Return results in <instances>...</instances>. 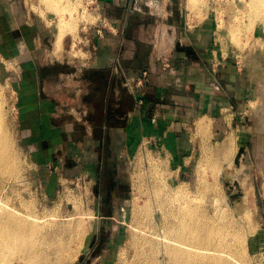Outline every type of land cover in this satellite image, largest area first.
Wrapping results in <instances>:
<instances>
[{"label":"rangeland","instance_id":"rangeland-1","mask_svg":"<svg viewBox=\"0 0 264 264\" xmlns=\"http://www.w3.org/2000/svg\"><path fill=\"white\" fill-rule=\"evenodd\" d=\"M46 2L0 0V115L19 166L15 177L1 172L0 166V200L42 221L40 240L53 231L83 222V235L73 243L75 248H82L69 264H137V260L144 264L151 255L147 264H171L172 255L165 253L162 238L164 234L168 243H174L170 225L176 217L184 221L177 209L183 201L170 205L161 200L180 186L188 188L191 196L196 195L198 167L205 158L207 167L213 168L203 174L202 180L217 184L207 187L209 192L202 204L215 230L212 243L223 238V227L230 229L239 240H230L236 264H264V165L257 154L258 130L264 127V116L261 119L257 112L262 95L253 73L255 60L264 68V22H253V13L243 0H157L163 9L153 11L157 25L154 38L212 39L210 52L204 53L208 59L196 58L210 68L212 99L206 102L204 114H195L184 131L191 147L170 158L146 145L116 179H106L103 201L97 202L95 187L80 181L75 163L65 168L62 161H54L45 169L40 161L35 167L27 142L18 133L21 112L15 105L20 81L17 57L23 46L25 50L33 48L38 45L35 39L46 38L43 45L50 48L54 47V42L50 43L53 38H77L76 42H67L65 50H86L91 49L94 38H101L109 30L99 18L96 0H60L63 11L50 8ZM56 45L64 50L60 42ZM138 79L126 77L123 84L141 102L142 88L131 87ZM196 89L200 100L208 93L199 85ZM201 115L207 116L204 121L210 125L198 134L197 119ZM231 137L233 146L237 144L232 154L226 153ZM98 205L101 213L96 210ZM137 244L146 246L147 254L141 259ZM152 245L155 251H151ZM10 262L27 264L21 254L14 255Z\"/></svg>","mask_w":264,"mask_h":264},{"label":"crops","instance_id":"crops-1","mask_svg":"<svg viewBox=\"0 0 264 264\" xmlns=\"http://www.w3.org/2000/svg\"><path fill=\"white\" fill-rule=\"evenodd\" d=\"M96 2L109 30L93 39L91 49L65 50L77 38H53L50 48L43 45L46 38L35 39L33 48L23 46L15 105L31 162H44L45 169L54 161L65 168L75 163L76 176L95 187V199L102 202L106 179H116L140 149L173 158L191 147L184 131L212 99L210 68L197 61L207 58L212 39L154 38L153 11L162 3L157 0ZM58 42L64 50L56 48ZM144 74L148 80L139 102L123 80ZM198 85L208 91L201 100L194 91ZM198 118L200 123L207 116Z\"/></svg>","mask_w":264,"mask_h":264},{"label":"bare ground","instance_id":"bare-ground-1","mask_svg":"<svg viewBox=\"0 0 264 264\" xmlns=\"http://www.w3.org/2000/svg\"><path fill=\"white\" fill-rule=\"evenodd\" d=\"M45 1L48 2H46L47 4H50V8H54L56 11H63V6L61 5L60 0H57L59 3H57L56 0ZM189 1L190 3L192 1L193 3V0ZM243 1L246 2L248 10L253 13L252 17L253 19L255 18L253 22H264V0ZM63 32H65V30ZM63 34L61 33V35ZM253 65L255 66L253 73L256 75L255 77L257 78V84L259 87L258 92H260L262 95V102L257 111L258 114L261 115L260 118L262 119V116H264V68L260 65L259 61L256 60ZM259 125L262 126L260 123ZM5 127L6 126L3 122L2 116L0 115L1 172L6 171L15 177L19 169V166L16 164L18 156H16V153L13 150V143L10 139L11 137H9V133ZM206 130L207 126L203 119L200 123H198V131L200 133L206 132ZM263 133L264 127L258 130L259 139L257 141V154L259 157H261L259 159L264 165ZM228 143L229 145L226 153L232 154V151H235L237 145L235 144V146H233L232 139H230ZM207 160L202 158L198 167V175L200 180L199 184L197 185L196 195L191 196L188 188L186 189L185 187L180 186L178 189L174 190L173 193H167L165 195V199L163 198L161 200L168 201L167 203L170 205H173L175 201H183L178 204L177 209L179 214H182L184 221H181V219L176 217L170 225L169 234L175 237L174 243H168L167 236L164 234L163 238L161 237L163 240L160 238L162 240L165 253L167 255H172L171 264H236L237 262L235 255L232 253L231 242H237L239 240L233 233H231L230 229L223 227V238L218 237L216 238L217 241L214 244L212 243L214 238L212 236L215 230L211 228L209 221H207V216L202 204L203 200L205 199V194L209 192L207 187L209 185L217 186V184L215 182L208 183L202 180L203 174L207 172V170L213 168L207 167ZM162 191H164V188ZM2 200H0V264H11L10 259L16 254H21V256L26 260L27 264H69L77 257V255H79L77 253H79L81 250L82 245L77 249L74 247L73 243L77 242L76 239H79V237L83 235L82 232L84 229L80 225L83 223L82 221V223H79V221L78 224L71 225L66 229L59 230L57 232L53 231L48 237L40 240L39 235L41 234L43 227H41L39 223L42 221L25 216L20 210L9 206L8 203V205L5 202L3 203ZM21 205L26 207L25 203H22ZM141 210L143 211V209ZM141 210L137 211L139 213H137V217L140 216ZM136 227H134V229H136ZM147 235L148 234H144V237H147ZM36 236H38L37 239H35ZM138 236L139 235L136 237ZM148 239H151L150 236ZM138 246L139 247L136 249L139 252L138 257L141 259L142 256L144 257V255L147 254V250L145 248V244H142V247L141 245ZM155 250L156 248L154 245H152L151 251ZM151 257H147V262L144 264H147L148 261L151 260ZM137 261L138 262L134 263H143V260Z\"/></svg>","mask_w":264,"mask_h":264},{"label":"built area","instance_id":"built-area-1","mask_svg":"<svg viewBox=\"0 0 264 264\" xmlns=\"http://www.w3.org/2000/svg\"><path fill=\"white\" fill-rule=\"evenodd\" d=\"M148 78H147V74H144L140 79L138 80H134L135 83H133L132 89H138V88H143L147 82ZM129 85H131L129 83Z\"/></svg>","mask_w":264,"mask_h":264}]
</instances>
